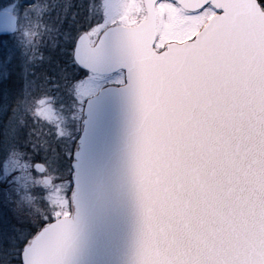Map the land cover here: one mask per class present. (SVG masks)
I'll return each mask as SVG.
<instances>
[{"label":"snow or ice","instance_id":"1","mask_svg":"<svg viewBox=\"0 0 264 264\" xmlns=\"http://www.w3.org/2000/svg\"><path fill=\"white\" fill-rule=\"evenodd\" d=\"M0 34V264H107L132 218L128 264H264V0H4Z\"/></svg>","mask_w":264,"mask_h":264},{"label":"water","instance_id":"2","mask_svg":"<svg viewBox=\"0 0 264 264\" xmlns=\"http://www.w3.org/2000/svg\"><path fill=\"white\" fill-rule=\"evenodd\" d=\"M7 34H0V36H6ZM114 133L117 141H122L124 131L119 124L114 126ZM134 241H135V231H134V218L130 221L125 231L122 234L119 242L109 249L104 255L103 259L107 264H128L134 253Z\"/></svg>","mask_w":264,"mask_h":264},{"label":"flooded vegetation","instance_id":"3","mask_svg":"<svg viewBox=\"0 0 264 264\" xmlns=\"http://www.w3.org/2000/svg\"><path fill=\"white\" fill-rule=\"evenodd\" d=\"M69 2L75 3L76 0H69ZM6 38H9V37H7V35L6 36H0V39H6Z\"/></svg>","mask_w":264,"mask_h":264},{"label":"rangeland","instance_id":"4","mask_svg":"<svg viewBox=\"0 0 264 264\" xmlns=\"http://www.w3.org/2000/svg\"><path fill=\"white\" fill-rule=\"evenodd\" d=\"M3 2H4V0H0V3H3ZM0 40H8L9 41V44H11V38L10 37L9 38H6V39H0Z\"/></svg>","mask_w":264,"mask_h":264}]
</instances>
